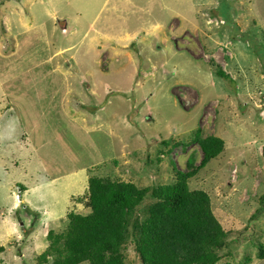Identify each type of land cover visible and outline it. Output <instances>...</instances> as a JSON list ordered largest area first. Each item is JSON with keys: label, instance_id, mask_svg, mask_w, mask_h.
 Masks as SVG:
<instances>
[{"label": "rangeland", "instance_id": "obj_1", "mask_svg": "<svg viewBox=\"0 0 264 264\" xmlns=\"http://www.w3.org/2000/svg\"><path fill=\"white\" fill-rule=\"evenodd\" d=\"M254 4H242L250 17L238 0H0V264L66 256L62 218L89 213L67 185L78 196L97 174L134 180L150 203L167 182L148 179L157 168L196 172L190 185L206 192L231 236L223 262L264 264V90L241 84L264 75V14L256 4L253 15ZM202 23L230 37L217 43L222 56L258 48L235 62L244 75L208 73ZM244 23L256 34L239 43ZM209 137L222 150L200 167L196 138ZM227 158L239 168L224 166ZM49 227L58 240H47ZM79 255L66 257L73 264Z\"/></svg>", "mask_w": 264, "mask_h": 264}, {"label": "trees", "instance_id": "obj_2", "mask_svg": "<svg viewBox=\"0 0 264 264\" xmlns=\"http://www.w3.org/2000/svg\"><path fill=\"white\" fill-rule=\"evenodd\" d=\"M201 25L202 31H208L205 34L216 36L212 30H206V24ZM0 59L4 65L1 56ZM29 70L39 74L35 65L31 64ZM198 142L203 151L199 166L203 167L222 150L223 142L210 137L200 141L196 138ZM191 143H195V138ZM193 173L196 172L176 170L174 177L150 191V203L144 201L147 190L137 189L133 182H105L98 174L89 178L81 195L71 192L72 201L85 204L89 213L71 210L62 218L68 221L66 256L69 252L70 256L80 254L73 264L86 259L94 264H231L222 260L231 236L217 225L205 193L190 185ZM22 185L23 182L18 183L17 187ZM46 222L51 226L55 221ZM48 229L47 240H58L54 229ZM245 240L246 236L242 241ZM39 247L36 244V250ZM50 250L54 251V246ZM257 255L259 259L263 256L262 246ZM66 256L62 255L55 264H70ZM47 257V253L45 259L44 255L37 256L35 264H47Z\"/></svg>", "mask_w": 264, "mask_h": 264}, {"label": "crops", "instance_id": "obj_3", "mask_svg": "<svg viewBox=\"0 0 264 264\" xmlns=\"http://www.w3.org/2000/svg\"><path fill=\"white\" fill-rule=\"evenodd\" d=\"M246 1H249V2L254 1L256 4H258L260 6V10L264 14V9H263V7H264V0H238V5L242 8V10H246L247 9L248 12H249V16H250V11H249L248 7H242V4L245 3ZM256 4H254V6H253V11H255V13H253V15L257 14V11H258ZM212 18L214 19V17H212ZM236 30H238L237 37L240 38L239 43H243L242 38H248L247 40L249 41L251 38L255 37V34H256V33L255 34L254 33H251L246 28L245 23L239 25L238 28L236 27ZM261 32H262V35L261 36H263L264 35L263 34L264 31L261 30ZM206 33H208V32H206ZM229 38L230 37L228 35H224L222 37V39L219 40L217 36H214L212 34H206V37H205V44H206L205 50L207 51V57L209 59L208 60L209 62L208 61H206V62L208 63V65H207V67L209 69L208 73L211 74V76L214 74V72H216L218 74H221L223 77L225 75H227V73L232 74V75H234V74H238V75L243 74L244 75V72L241 69H239V67L236 65L235 62L239 61L241 58L246 57L250 53H253V51H257L258 50L257 47L255 49H249L247 47L245 49L252 50V51L246 53L244 51L245 49L242 50V51H239L242 48V46H243V45H239L238 47H236L239 52H230L229 51V52H227L228 55L222 56L223 53H220L219 52V49L221 48V46H218L217 43H224L226 41H229ZM202 42H203V40H202ZM246 44H247V41L244 43V45H246ZM220 59L222 60V62L220 61ZM257 62L258 61L256 60L255 63H253L252 65H257L258 64ZM259 71H260V74L263 75V73H262L263 71L262 70H259ZM241 84L250 85V86H253L254 89H258L259 91H262V90H264V75L262 77H259V81H256L255 80V77H251L250 78V77H247L246 76V78H243L242 79ZM260 100H263L264 101V97L262 96V98H260ZM256 106L257 107H262L263 106V103H256ZM204 116H205V112H204V109H203V111H202V118L200 120V122H201L200 125L202 126L203 130L207 129L206 126L205 127L203 126ZM225 163L226 164H224V166H237V168H239L238 165H237V163L235 165H231L230 164V160L228 158L226 159ZM175 166H178V165L175 164ZM246 166H248V165H246ZM139 168H140L139 171L133 170L132 167H130V170L128 172H127V170H125V168H123L122 171H125L127 173L136 172L135 174H129V175H138V174H142L144 172V170L141 167H139ZM158 169L159 168L153 169V170H156V171H152L151 174L148 176V179L150 181H153L151 178L155 177V174L159 175V177H162L163 180L168 181L172 177H174L175 172H176V169H173V171H171L172 169H170V175L167 176L166 173L168 172V168L159 169V170ZM231 170H232V167H228L225 170L226 173H224V174H226L227 177H229V172ZM136 183L137 182L133 180V184L136 185ZM158 185H160L159 182H158V184L156 183V186H158ZM66 187L70 190V191H68L69 193H71V192L75 193V191L77 190V187H75V184H74V186H71L72 189L69 188V185H67ZM60 217H62V215H56L53 218L54 219H58ZM49 220H47V221H49Z\"/></svg>", "mask_w": 264, "mask_h": 264}, {"label": "clouds", "instance_id": "obj_4", "mask_svg": "<svg viewBox=\"0 0 264 264\" xmlns=\"http://www.w3.org/2000/svg\"><path fill=\"white\" fill-rule=\"evenodd\" d=\"M230 189H231V187H230ZM230 189H229V191H230ZM202 192H203V191H202ZM205 195L207 196L206 192H205ZM207 198H208V196H207Z\"/></svg>", "mask_w": 264, "mask_h": 264}, {"label": "bare ground", "instance_id": "obj_5", "mask_svg": "<svg viewBox=\"0 0 264 264\" xmlns=\"http://www.w3.org/2000/svg\"><path fill=\"white\" fill-rule=\"evenodd\" d=\"M35 247H36V244H35Z\"/></svg>", "mask_w": 264, "mask_h": 264}]
</instances>
